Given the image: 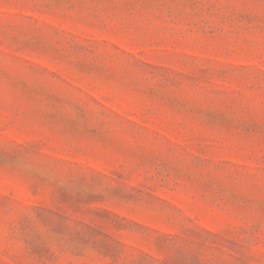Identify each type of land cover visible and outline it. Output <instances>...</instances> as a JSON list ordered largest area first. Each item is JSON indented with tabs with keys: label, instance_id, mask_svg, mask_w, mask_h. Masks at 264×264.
<instances>
[{
	"label": "rangeland",
	"instance_id": "1",
	"mask_svg": "<svg viewBox=\"0 0 264 264\" xmlns=\"http://www.w3.org/2000/svg\"><path fill=\"white\" fill-rule=\"evenodd\" d=\"M0 264H264V0H0Z\"/></svg>",
	"mask_w": 264,
	"mask_h": 264
}]
</instances>
